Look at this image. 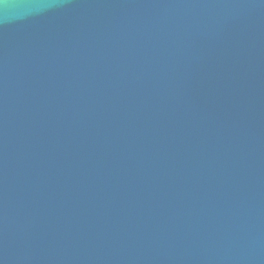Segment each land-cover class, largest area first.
<instances>
[{
  "label": "water",
  "instance_id": "obj_1",
  "mask_svg": "<svg viewBox=\"0 0 264 264\" xmlns=\"http://www.w3.org/2000/svg\"><path fill=\"white\" fill-rule=\"evenodd\" d=\"M0 264H264V0H0Z\"/></svg>",
  "mask_w": 264,
  "mask_h": 264
}]
</instances>
